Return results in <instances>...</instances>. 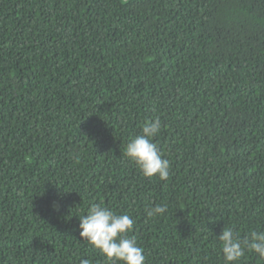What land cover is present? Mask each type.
<instances>
[{
  "label": "trees",
  "instance_id": "obj_1",
  "mask_svg": "<svg viewBox=\"0 0 264 264\" xmlns=\"http://www.w3.org/2000/svg\"><path fill=\"white\" fill-rule=\"evenodd\" d=\"M157 117L166 181L124 155ZM101 201L145 264L264 231V0H0V264H109L80 236Z\"/></svg>",
  "mask_w": 264,
  "mask_h": 264
},
{
  "label": "clouds",
  "instance_id": "obj_2",
  "mask_svg": "<svg viewBox=\"0 0 264 264\" xmlns=\"http://www.w3.org/2000/svg\"><path fill=\"white\" fill-rule=\"evenodd\" d=\"M161 121L157 117L146 121L139 135L134 136L125 146L124 155L134 162L146 178H158L166 181L170 175V161L163 158V153L154 142L161 131ZM166 205H155L147 210L149 218L163 215ZM80 236L97 249L109 264H145L144 249L138 245L133 232L134 221L128 214H118L100 203H93L85 215L79 216ZM225 264H238L245 251H251L264 258V231H252L241 239L230 227H224L217 237ZM81 264H90L83 259Z\"/></svg>",
  "mask_w": 264,
  "mask_h": 264
}]
</instances>
